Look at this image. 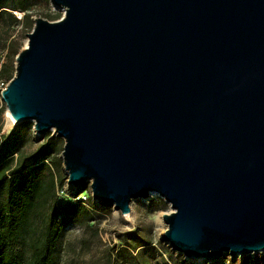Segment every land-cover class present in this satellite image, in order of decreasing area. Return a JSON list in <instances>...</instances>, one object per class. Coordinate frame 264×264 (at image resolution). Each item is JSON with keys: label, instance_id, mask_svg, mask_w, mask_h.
<instances>
[{"label": "water", "instance_id": "95a60500", "mask_svg": "<svg viewBox=\"0 0 264 264\" xmlns=\"http://www.w3.org/2000/svg\"><path fill=\"white\" fill-rule=\"evenodd\" d=\"M0 98L63 139L70 185L171 206L191 259L264 250V0H51Z\"/></svg>", "mask_w": 264, "mask_h": 264}, {"label": "trees", "instance_id": "16d2710c", "mask_svg": "<svg viewBox=\"0 0 264 264\" xmlns=\"http://www.w3.org/2000/svg\"><path fill=\"white\" fill-rule=\"evenodd\" d=\"M16 9L26 11L27 4L24 0H0V54L7 56L0 65L3 85L14 74L12 60L18 52L13 27L28 18L26 13L15 18L11 11ZM29 124L17 123L8 133L0 134V264H54L53 253L63 229L93 218L83 202L59 200L57 192L63 186L57 162L59 138L50 137L33 147ZM131 239L129 248L118 251H135L139 258L150 243ZM116 254L111 264H118ZM229 257L234 259V255ZM254 264H264V259L257 256Z\"/></svg>", "mask_w": 264, "mask_h": 264}, {"label": "rangeland", "instance_id": "374dc122", "mask_svg": "<svg viewBox=\"0 0 264 264\" xmlns=\"http://www.w3.org/2000/svg\"><path fill=\"white\" fill-rule=\"evenodd\" d=\"M24 2L27 4L26 11L21 9L11 11L17 19L24 13L28 14L27 19H20L13 27L12 36L18 42V52L25 46V40L28 39L26 33L31 31L34 18L57 20L63 15V9L56 7L51 0H24ZM15 56L12 60L13 67ZM6 60L5 52L1 53L0 65ZM5 85H1L0 82V87L3 88ZM6 112V107L0 98V123L2 122L0 134L8 133L15 126L14 123L11 127H7ZM28 122H30L29 133L33 147L50 137L59 138L52 131L40 136L34 130L31 121L25 120L19 123L28 125ZM63 142V139L59 138L57 162L59 177L63 178V186L57 192L58 198L64 203L83 202L93 218L82 223L72 222L63 229L53 253L54 264H111L113 254L120 249L129 248L128 241L131 238L137 240L138 244L149 242L150 247L139 258L135 251L132 252L129 249L122 253L118 251L116 254L118 264H254L257 256L264 259V250L244 254L247 256L246 259H243V254H236L232 260L229 256L233 255L228 253H223L215 260H196L185 257L181 252L173 249L168 242L161 240V235L167 227L162 214L171 211L168 202L156 193H151L146 199H132V207L128 212L131 213L129 219L113 207L102 206L98 199L92 197L89 181L78 188L68 183V175L61 158Z\"/></svg>", "mask_w": 264, "mask_h": 264}, {"label": "bare ground", "instance_id": "6f19581e", "mask_svg": "<svg viewBox=\"0 0 264 264\" xmlns=\"http://www.w3.org/2000/svg\"><path fill=\"white\" fill-rule=\"evenodd\" d=\"M27 43V40H25V44ZM6 118H7V127H11L14 123H15V121L13 120V118L11 117V115H10V113L8 112V110H7V112H6ZM132 199L130 200V202H129V206H130V210H131V207H132ZM130 212V211H129ZM130 214L131 213H126V214H124V217L126 218V219H129L130 218ZM196 260H201V258H198V259H196Z\"/></svg>", "mask_w": 264, "mask_h": 264}, {"label": "built area", "instance_id": "2783aa9c", "mask_svg": "<svg viewBox=\"0 0 264 264\" xmlns=\"http://www.w3.org/2000/svg\"><path fill=\"white\" fill-rule=\"evenodd\" d=\"M1 85H3V83L1 82Z\"/></svg>", "mask_w": 264, "mask_h": 264}]
</instances>
